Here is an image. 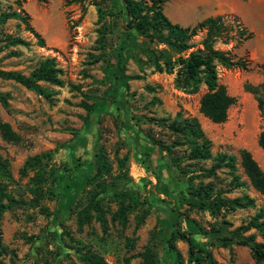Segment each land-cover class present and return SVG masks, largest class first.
Masks as SVG:
<instances>
[{
	"label": "rangeland",
	"instance_id": "obj_1",
	"mask_svg": "<svg viewBox=\"0 0 264 264\" xmlns=\"http://www.w3.org/2000/svg\"><path fill=\"white\" fill-rule=\"evenodd\" d=\"M93 1L99 11L92 0H0V12L25 14L28 25L43 39L39 45L22 21L5 20L0 24V69L27 74L45 57H53L61 69L60 84H42L50 90L49 97L0 78V91L7 95V106L0 104V121L7 122L19 137L17 142L0 137V160L7 171L6 176L0 175V183L17 200L0 215V239L6 248L2 264H88L85 257L94 255L107 264H136L146 252L156 261L153 264H177L166 243L173 228L191 234L218 263L259 264L247 246H222L210 232L221 225L229 231L245 225L264 206V195L250 185L238 156L239 149L248 150L264 172V156L256 143L257 133L264 128V109L259 111L254 96L243 88L244 83L264 81V0H167L162 5L163 14L180 26L219 14L233 27L236 17L252 32L235 46V39L215 43L232 58L248 60L246 69L216 68L218 81L235 97L221 123L209 121L198 111L202 84L195 93L177 88L174 70L154 71L144 51L133 43L125 45L135 57H127L124 73L136 77L125 83L113 79L112 64L127 40L109 11L121 8V2ZM6 35L26 44L7 45ZM201 35L198 32L191 42L196 43ZM131 36L141 40L133 30ZM84 104L94 105L90 116ZM178 111L197 119L210 140L211 156H235L234 173L242 186H230L231 174L225 167L216 169L210 178L215 186L232 187L223 194L228 198L252 197L253 206L212 213L186 203L185 177L146 138L150 134L168 142V131L151 118L173 117ZM96 146L102 147L110 163L109 173L102 177L105 189L99 194H94L98 185L86 182ZM33 155H39L38 165L21 173L23 161ZM210 164L208 159L196 166ZM35 171L41 173L42 182L32 179ZM128 180L134 189L124 203L133 208L120 224L111 219L118 206L114 193ZM95 201L104 213L105 230L91 209L88 222L78 228L76 212ZM143 211L146 214L136 225ZM239 232L262 240L254 228ZM174 246L182 264H188L186 243L176 239Z\"/></svg>",
	"mask_w": 264,
	"mask_h": 264
},
{
	"label": "trees",
	"instance_id": "obj_2",
	"mask_svg": "<svg viewBox=\"0 0 264 264\" xmlns=\"http://www.w3.org/2000/svg\"><path fill=\"white\" fill-rule=\"evenodd\" d=\"M73 1L81 2L82 0ZM166 1L120 0L121 8L109 11L119 22V27L125 35V40H127L116 53L112 64V78L125 83L128 79L136 77V75L124 73L127 57L129 55L135 57L130 51L127 53L125 45L128 42L133 43V45L144 51L154 71L171 73L174 70L173 83L177 88L187 93H195L199 85L202 84L204 91L198 100V111L209 121L221 123L225 121L227 110L235 102V97L230 95L225 86L218 81L216 68L220 65L227 69H246L248 60L232 58L228 51L215 47V43L227 44L230 40L235 39L233 44L235 46L239 42L250 38L252 32L242 26L236 17H234L237 22L236 27H233L231 23L224 21L225 16L219 14L206 16L191 26H180L171 22L163 14L162 5ZM92 2L98 6L97 10L99 11L98 3L93 0ZM10 18L22 21L26 29L37 38L38 44L43 45V39L28 25L25 14L15 10L0 12V24ZM131 30L141 40L138 41L132 38ZM198 32H202L201 38L196 43L191 42V37ZM4 42L7 45L26 44L24 40L11 35H6ZM60 72L61 69L57 67L54 58L45 57L27 74L17 70L0 69V78L12 80L37 94L49 97L50 90L42 84H60ZM243 88L254 96L257 109L262 111L264 109V81L256 84L244 83ZM0 104L7 106V95L2 91H0ZM83 106L86 109V116H90L94 111V105L84 104ZM151 120L160 128L168 131L169 141L165 142L163 139L150 134H147L146 138L150 144L157 146L159 151H163L164 155L162 156L169 158L180 174L185 177V200L188 205L198 209H207L212 213L220 208L236 209L253 206V198L246 194L231 198L223 195L229 192L232 187L242 186V182L238 181V176L234 173L235 156L226 153H216L211 156L210 140L203 133L195 117L183 115L178 111L173 117L165 116L151 118ZM0 137L8 142H17L19 139L17 133L5 121H0ZM256 143L264 156V128L257 133ZM177 150H181L180 155L176 154ZM93 154L92 170L86 182L98 185V189L94 191V194H99L105 189L102 177L109 173L110 163L102 147L96 146ZM238 156L241 169L250 185L257 192L264 195V172L248 150L239 149ZM208 159H211L209 167L199 165L200 168H198L196 166ZM38 162L39 155L27 157L22 163L20 172L25 173L26 169L34 168L38 165ZM222 167L227 168L231 174L229 183L232 187L224 189L216 187L210 179L215 170ZM0 175H7L6 164L1 160ZM200 177L209 179L204 182ZM32 179L37 183L42 182L41 173L35 171ZM195 179L198 180L195 181ZM36 187L38 189L39 185H36ZM131 189H134V186L128 180L120 188H117L114 193L118 199V206L112 212L111 219L117 220L120 224L125 223L127 213L133 208V205L129 202L124 203V199L129 197ZM3 199H6L5 202L2 201ZM16 203L17 200L8 196L2 183H0V215ZM89 209L92 210L94 219L105 230L106 219L97 201L87 203L86 206L76 212L77 227L80 228L83 223L88 222L90 219ZM145 214L144 211L141 213L136 225H139ZM249 228L256 229L262 240L254 241L252 234L246 236L240 234L239 230L246 231ZM210 234L222 246L231 243L247 246L253 260L256 263L264 264V206L260 207L245 225L230 231L221 225L218 229L212 230ZM176 239L186 243L188 264H221L214 260L211 252L201 246L191 234L183 229L173 228L166 239V243L170 251L175 254L177 264H182V261L180 253L174 246V240ZM5 253V245L0 239V264H2L1 256ZM141 255L142 260L136 264H153L156 262L147 252ZM85 260L88 264H107L96 255L91 258L85 257Z\"/></svg>",
	"mask_w": 264,
	"mask_h": 264
},
{
	"label": "crops",
	"instance_id": "obj_3",
	"mask_svg": "<svg viewBox=\"0 0 264 264\" xmlns=\"http://www.w3.org/2000/svg\"><path fill=\"white\" fill-rule=\"evenodd\" d=\"M182 5H180L181 7ZM184 7L188 8V9H194L193 7H191V5H185Z\"/></svg>",
	"mask_w": 264,
	"mask_h": 264
}]
</instances>
